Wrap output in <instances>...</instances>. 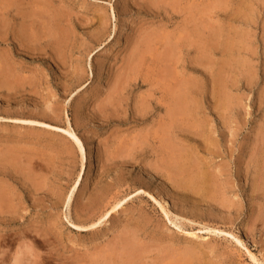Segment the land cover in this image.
Wrapping results in <instances>:
<instances>
[{
	"label": "rangeland",
	"instance_id": "374dc122",
	"mask_svg": "<svg viewBox=\"0 0 264 264\" xmlns=\"http://www.w3.org/2000/svg\"><path fill=\"white\" fill-rule=\"evenodd\" d=\"M0 5V264H264V0Z\"/></svg>",
	"mask_w": 264,
	"mask_h": 264
},
{
	"label": "bare ground",
	"instance_id": "6f19581e",
	"mask_svg": "<svg viewBox=\"0 0 264 264\" xmlns=\"http://www.w3.org/2000/svg\"><path fill=\"white\" fill-rule=\"evenodd\" d=\"M35 1V0H34ZM40 2V1H39ZM213 4V3H212ZM211 4V5H212ZM250 5V4H249ZM1 6V5H0ZM206 6V5H205ZM213 6V5H212ZM201 7H202V5H201ZM204 8V7H203ZM248 8V7H247ZM251 8H252V6H251ZM205 9V8H204ZM204 9H203V11H204ZM207 9H209V8H207ZM208 13V12H207ZM251 13V12H250ZM249 15V14H248ZM1 16H2V13H1ZM0 16V17H1ZM4 16V15H3ZM35 16V15H34ZM54 16V15H53ZM204 17H205V15H204ZM249 18H250V16H249ZM30 19V18H29ZM211 19V18H210ZM246 19V18H245ZM247 19H248V16H247ZM5 19H3L2 21H4ZM251 20V19H250ZM6 21V20H5ZM38 21V20H37ZM36 21V22H37ZM207 21V20H206ZM247 21V20H246ZM40 24V23H39ZM50 24V23H49ZM202 24V23H201ZM207 24V23H206ZM34 27V26H33ZM32 27V28H33ZM202 27V26H201ZM204 27V26H203ZM210 29V28H209ZM24 30V29H23ZM203 31V30H202ZM201 31V29H195V30H193L191 33H190V37L189 38H192V40H193V42H201V43H204L203 42V40H204V36L205 35H203V32ZM65 32V31H64ZM220 31H215V35L211 32V34H213V35H209L211 38H212V42H211V39H208V38H205V39H208V43L209 42H211V43H209V44H207L206 45V47H210V49L212 48V46L213 45H218L219 44V42H220V40H219V38H220V33H219ZM222 32V31H221ZM32 33V32H31ZM47 34H48V32H47ZM55 34V33H54ZM205 34V33H204ZM227 35V34H226ZM41 36V35H40ZM61 36V35H60ZM152 36H153V34H152ZM222 36V35H221ZM54 41V40H53ZM176 41V40H175ZM172 42H174V41H172ZM234 42V41H233ZM55 43V42H54ZM147 44V43H146ZM145 44V45H146ZM171 44V43H170ZM190 44H192L191 43V41H190ZM196 44V43H195ZM224 44V43H223ZM226 44V43H225ZM224 44V45H225ZM174 45V44H173ZM227 45V44H226ZM225 45V46H226ZM231 45V42L229 43V47H232V46H230ZM152 46V45H151ZM61 47H63V46H61ZM148 47H149V45H148ZM153 47V46H152ZM203 47V46H202ZM205 47V46H204ZM203 47V48H204ZM168 48V47H167ZM201 48V47H200ZM213 48H214V46H213ZM225 48V47H224ZM134 49V48H133ZM138 49V48H137ZM172 49V48H171ZM206 49V48H205ZM226 49V48H225ZM170 50V49H169ZM231 50V49H230ZM176 51V50H175ZM209 51H211V50H209ZM206 53H208V52H206ZM201 54H204V52H201ZM175 55V54H174ZM176 56V55H175ZM195 56V55H194ZM171 57V56H170ZM201 57V56H200ZM210 58V57H209ZM165 59V58H164ZM163 60V59H162ZM172 60V59H171ZM137 61H139V60H137ZM158 61V60H157ZM3 63H5V62H3ZM128 64V63H127ZM169 64V63H168ZM210 64V63H209ZM137 65V64H136ZM205 65V64H204ZM169 66H170V64H169ZM212 67V66H211ZM12 68V67H11ZM172 69V68H171ZM13 70V69H12ZM161 70V69H160ZM162 70H164V72L166 71L165 70V67H164V69H162ZM7 71V70H6ZM1 73L3 72L2 70L0 71ZM163 72V71H162ZM166 72H168V71H166ZM169 74H170V72H168ZM5 75H8L7 74V72H6V74ZM10 75V74H9ZM167 75V74H166ZM170 75H172V74H170ZM163 77V76H162ZM168 77V76H167ZM6 78H7V76H6ZM193 78V77H192ZM169 79V78H168ZM8 80V79H7ZM188 80H189V78H188ZM179 81V80H178ZM186 83H188V82H186ZM10 84H11V81H10ZM175 84V83H174ZM173 87V86H172ZM174 88V87H173ZM177 88H179L180 89V87H177ZM175 89V88H174ZM182 90V89H181ZM172 92H174L173 90H171ZM184 90L181 92V93H179V97H176L177 98V100H176V106L175 107H173L172 109H171V116H172V114H173V116H174V118L175 117H177L176 118V120L178 119V117L180 116H183V117H188V116H190V113L193 111V108L190 106V104L188 103V99H187V97H186V94H184ZM187 92V91H186ZM189 104V105H188ZM194 106V105H193ZM198 106V105H197ZM196 106V107H197ZM224 106V105H223ZM195 107V108H196ZM196 110H198V109H196ZM196 112V111H195ZM224 112V111H223ZM175 114V115H174ZM192 118V117H191ZM173 119V118H172ZM171 122H173V120L171 121ZM194 122V121H193ZM163 123V122H162ZM165 129V128H164ZM210 134V133H209ZM165 139V138H164ZM212 140V139H211ZM208 141V140H207ZM213 141V140H212ZM209 142V141H208ZM79 143H80V147H81V151H82V171L84 170V168H85V149H84V146L81 144V142L79 141ZM211 143V142H210ZM208 144V143H207ZM213 144V143H212ZM210 146H211V144H210ZM174 150H176V149H174ZM11 151V150H10ZM195 151V150H194ZM8 152V151H7ZM11 153V152H10ZM175 154V153H174ZM178 153H176V155H177ZM30 155V154H29ZM187 155V154H186ZM189 155V154H188ZM193 155V154H192ZM16 156V155H15ZM14 156V157H15ZM172 156V155H171ZM11 157V156H10ZM176 157V156H175ZM191 157V156H190ZM30 158V157H29ZM15 159H17V158H15ZM178 159V158H177ZM181 159V158H180ZM8 160V159H7ZM11 159H9V161H10ZM22 160H23V158H22ZM31 160H32V158H31ZM34 160V159H33ZM189 160V159H188ZM263 167H262V169H261V171H262V173L261 174H259L260 176H259V183H258V185H259V187H260V189H264V155H263ZM178 162H180L179 160H177ZM196 161H197V159H196ZM196 161H192V168L191 169H195L194 170V173H193V175H190L188 178H187V180H186V183L188 184V185H190L191 187H196V186H198V187H200V186H202L203 187V185H207V181H209L212 177L210 176V175H204L202 172H201V167L199 166V163H198V161L196 162ZM6 162V161H5ZM177 162V163H178ZM188 162V161H187ZM15 165H16V163H14ZM190 165V166H191ZM188 167H189V165H187ZM19 167V166H18ZM180 168H182L183 169V164H180ZM17 169H19V168H17ZM190 169V168H189ZM186 170H187V168H186ZM197 170V171H196ZM188 172H189V174H192V173H190V170H188ZM31 175V174H30ZM32 177H34V176H32ZM258 180V179H257ZM221 182V181H220ZM258 182V181H257ZM14 183V182H13ZM7 184V183H6ZM216 184V183H215ZM215 188V187H214ZM28 189V188H27ZM260 191V190H259ZM12 191H11V188H9L8 187V185H5V184H0V207H1V205H7V204H9V202L12 200ZM71 199H72V194L69 196V198H68V202H70L71 201ZM158 202L161 204V207L163 208V210L164 211H166V206L169 204V201H167V199L166 198H164V199H160V200H158ZM119 204L120 203H118L117 205H115V208H117L118 206H119ZM109 216H111V213H110V210L109 211H107V212H105V213H103L102 214V216H101V218H103V219H106V218H108L107 219V222H108V224L109 225H112V219L109 217ZM264 216V215H263ZM185 231H187V232H189L188 230H185ZM132 236V235H131ZM134 236V235H133ZM126 239H127V237H126ZM124 240H125V238H124ZM133 240V239H132ZM132 240H130V241H132ZM127 242V241H126ZM134 242V241H133ZM123 244V243H122ZM132 244V243H131ZM121 245V244H120ZM125 245V244H124ZM127 245H129V247L131 248V250H134L135 251V248L136 247H134L135 246V244H132V245H134L133 247H131L130 246V243H128ZM138 246H141V245H138ZM137 246V248L136 249H138L139 247ZM128 248V247H127ZM141 248H143V247H141ZM141 248H139L138 250H140ZM169 248V247H168ZM144 249V248H143ZM172 249H174V248H172ZM130 250V251H131ZM142 251V250H141ZM144 251V250H143ZM142 251V252H143ZM149 251V250H148ZM173 251V250H172ZM187 252H189V251H187ZM136 253V251L133 253V254H135ZM170 253V252H169ZM183 253V252H182ZM185 253V252H184ZM183 253V254H184ZM164 254H165V251H164ZM103 255H104V253H103ZM130 255H132V254H130ZM166 255V254H165ZM105 256V255H104ZM167 256V255H166ZM172 256V255H171ZM186 256V255H185ZM188 256V255H187ZM135 257V256H134ZM159 258V257H158ZM252 259L254 260V261H256V262H258L259 264H262L259 260H258V258L256 257V256H254V255H252ZM190 260V259H189ZM192 261V260H191ZM133 264H135V263H133ZM158 264V263H157Z\"/></svg>",
	"mask_w": 264,
	"mask_h": 264
}]
</instances>
